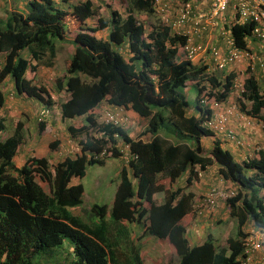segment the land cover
I'll return each instance as SVG.
<instances>
[{"label": "trees", "instance_id": "16d2710c", "mask_svg": "<svg viewBox=\"0 0 264 264\" xmlns=\"http://www.w3.org/2000/svg\"><path fill=\"white\" fill-rule=\"evenodd\" d=\"M102 3L97 6L93 0H83L71 5L69 11L54 0H29L26 13L6 9L0 16V83L4 82L6 88L10 83L13 94L26 95L44 105L54 101L43 84L34 83L37 68L55 64L56 42L74 26L73 54L65 73L55 81V90L68 95L60 104L61 117L84 118L81 126L67 127L73 137L85 135L90 128L107 135H86L80 140L79 154L55 164L46 157L30 156L17 167L13 158L25 141L24 123L12 120L9 134L2 137L7 125L6 118L0 117V264H31L39 252L54 249L64 240L72 247L71 264H116L118 243L102 234L97 222L86 224L72 214L71 209L82 203L83 186L71 184V180L83 177L89 164H103L107 157H118V139L129 145L133 158L128 163L131 176L127 167L120 169L121 182L110 212L113 219L136 221L142 224L144 234L167 239L178 255V264H240L245 258L244 227L248 224L264 235V151L258 150L257 157L236 161L216 140L205 151L201 138L213 132L204 124L210 110L200 105L204 98L226 101L237 79L236 72H216L204 62L186 58L187 35L173 31L156 15L155 0H126L125 16L115 5L106 3L105 17ZM87 19H94L93 25ZM255 26L253 20L230 25L239 48L248 49L247 39ZM107 27V38L97 37V32ZM254 63L260 61L255 59ZM250 67L245 71L248 75L242 77L240 109L261 120L264 127V78L257 79ZM189 82L197 87L193 112L180 90ZM3 86L0 106L6 100ZM103 101L126 112L131 109L147 119L146 126L131 137L122 127L99 124L94 115L102 109ZM37 124L39 136L50 131L44 121ZM57 144L53 140L49 148ZM103 150L105 156L98 157ZM213 164L224 180L233 183L235 194L228 198L227 205L229 215L237 221V235L228 237L225 246L210 239L191 245L181 220L192 209L193 193L176 189L166 193L160 204L152 196L165 191L161 179L172 182L188 172L190 183L198 176L196 166L204 171ZM37 176L48 183L49 193ZM91 210L103 223L107 206L95 204Z\"/></svg>", "mask_w": 264, "mask_h": 264}, {"label": "crops", "instance_id": "0c3cea01", "mask_svg": "<svg viewBox=\"0 0 264 264\" xmlns=\"http://www.w3.org/2000/svg\"><path fill=\"white\" fill-rule=\"evenodd\" d=\"M28 1L29 0H19L22 6L27 5ZM54 1L58 3L60 7L63 8L65 7V9L70 11L71 5L79 3L80 1L83 0H65L64 2H62V0H54ZM184 1H189L192 4V11L189 17H187L181 23H177L180 18V5ZM254 1L264 9V0H254ZM93 2L96 3L97 6L101 4L94 0ZM6 3L7 0H0V16L4 15L5 13L7 7ZM162 4H166L168 6L166 19H162L161 17L163 16L162 12L161 14L159 13V8L161 7ZM234 4L235 2L232 1L229 7L227 8V10H225L222 14H220L218 18H215L218 21L217 24H215L216 26H214L213 25L214 23L211 21V19H209V17L206 16L210 7V0H155V10H156V15L158 17H161V19L164 22L169 24L173 29V31L187 35L190 44H194V45L202 44L203 46L206 47V49L203 52H200L199 55L193 59V62L195 60L197 62H204L205 64H208L209 70H214L216 72L234 71L236 72V77H240L241 80L242 77L241 75H239V72L241 73L243 70L248 68V64H249V62L246 59H241L239 61L237 60L230 61L227 63V65L224 68L221 69L215 65L214 60L212 59V54L210 52V50L215 47L221 51L223 56H225L226 58L228 57L229 45L227 41L228 38L231 37V33H230L231 31L229 27L230 25L237 22L235 20L236 15L234 11ZM12 9L14 8L12 7L11 10ZM27 11L24 10V12L22 13H26ZM122 15L125 16L126 12L125 14ZM87 23L93 25L94 19H87ZM108 31H109L108 27L99 30L97 32V37L106 39L108 35ZM76 32H77L76 29L75 31H71V32L67 31V33H65L64 40H69L70 42L73 41ZM100 34L102 36H100ZM257 40H259V43L255 46L253 42H257ZM260 40L261 39H258L253 34H251V36L247 39V48L255 56V58L253 59H257L260 61V64L254 63L250 67L253 70L252 73L255 75L257 79H259L260 77L264 78V42H261L264 40L261 41ZM126 50L123 49V51ZM73 51H74V44L73 45L67 43H63L62 45L56 44L55 64L54 65L52 64L51 66L41 65L37 68L36 76L34 78V83L43 84L48 89L54 101L53 104L51 105H44L43 103L37 101L36 99L27 97L26 95H19L15 93L13 94L11 92L12 90L10 87V83H7V91L5 92V96H4L6 100L5 103L2 106H0V117L4 116L6 118L5 123L7 125V130H6L7 132L9 131L8 126H11L10 124L12 120L22 121L24 123L23 128L25 130V141L24 144L21 146V150H23V152L21 151L22 152L20 153L21 156L15 155L13 158L14 163L17 167H20L25 162V160L30 156L46 157L49 159L51 163L55 164L56 162L64 159L66 156H75L79 154L81 152L80 140H82L86 135L94 138H102L97 135L96 136L89 135V131H87L85 135L83 134L81 136L79 135L76 137L71 136L70 133L68 132L67 127L69 125H74L75 127L81 126L84 123V118L79 117L76 119L75 118L64 119L61 117L60 104L65 99L68 98V95L62 91L57 92L55 90V81L58 77L62 76L65 73V68L68 65L69 59L73 54ZM24 55H26V53ZM28 77H31L30 72L28 73ZM262 83H264V81ZM0 84H1L0 86H3L4 82H1ZM107 106L109 107L108 104ZM116 108H123V107H116ZM127 112L126 113L130 116V125H128L126 128L123 127L122 128L128 133V129H130L131 124L136 128H138L135 125V121H133L132 118V117L135 118V116L138 115L134 113L131 109H127ZM94 116L96 118V114ZM241 119L243 118L230 117L228 119V126L229 128L236 131L235 132L237 135L236 137L241 135V138L243 139L246 138L245 140L242 139L241 143H236L233 140L226 139L220 134H213L212 136L201 138V144L204 150L209 151L213 147L214 141L216 140L223 149L228 150L232 154L233 158L236 161H244L250 157L252 158L257 157L258 150L264 151L263 123L261 120L252 117L249 123L244 124L243 120ZM37 121H44L43 125L50 130L49 133L51 135V138L48 140L49 143L53 141V139L58 141L57 139H55L57 134L56 132L58 130H64L65 132L64 141H59L56 146L57 148L55 147L54 149H50L48 144V148H45L43 150V153H39L40 147H44V143H42L43 141L42 138L45 135V132H43L40 136L38 135ZM252 122H255V124L253 125ZM146 124L147 122L143 123L141 125V129H143L146 126ZM246 124H248L247 127L245 126ZM116 127H121V126H116ZM94 130L98 131L95 128ZM237 130L239 132H237ZM138 133L136 135H138ZM116 135L117 134H114V137L118 138V136ZM136 135L133 137H136ZM124 145H128V144L124 143L121 139H118V142L116 143V147L120 153L118 157L120 158L122 164L121 167L123 166L127 167V172L129 176H131L130 175L131 170L129 169L128 163L129 160L133 158V155L130 153L128 146L126 152L127 154H129V158L128 160H124L120 151V149L124 147ZM107 146L111 147V144L108 143ZM58 151L59 154L57 153ZM104 151L105 150H103L97 156L101 158L104 157L102 154ZM73 152H76L77 154H74ZM18 160H21L22 162L20 161L17 162ZM197 169L198 167H195V170ZM184 175H185L184 177H178L172 182H170L168 178H164L163 184L165 186V191L156 192L152 196V199L156 204H160L161 202L164 201L166 193H170L172 191H175L176 189L183 190L184 192H189V191L192 192L194 195L192 201V209L186 215H184V217L181 220L182 224L185 226L186 229V233H185L186 238L188 239L191 245L201 244L206 239H210L214 242V244L219 245L218 242L220 240V237L218 238L213 237V229L215 228L216 223H219L223 220H227V218L231 217L229 215V208L227 205V201L220 199L215 209H213L211 212H204L202 214H199L196 211L195 204L198 198L204 195L211 187L224 189L230 186L231 184L233 185V183L224 180L219 175L218 167L215 164L207 167L204 171H199V175L197 177H193L190 180V183L187 182L189 173L186 172ZM73 179L71 180V184H77L73 182ZM135 185H136V180H134L133 183L134 187ZM43 189L49 193V185H48V190H46L44 187ZM83 198H84V189L82 194V202H83ZM104 205L107 206L108 204L104 203ZM112 205L113 202L111 204V207ZM144 205L147 206L149 205V203L145 202ZM91 206L87 207L86 205L84 208L78 206L74 209H71V212L73 215L78 216L83 223L92 224L93 222L95 223L99 222L98 217H95V214L92 212ZM86 210H89L90 213L87 214ZM124 222L126 224L129 223L126 220H124ZM246 226L248 227H244V230L247 233L249 232V225L247 224ZM224 233H227V231ZM137 236H139V234H135L134 236L136 240H137ZM140 236L141 239H143L142 242H150L155 240L154 237L144 234L143 231L140 233ZM227 238L222 239L225 240V244ZM160 240L161 241L166 240L169 246H172L167 239H156L158 243L160 242ZM67 248H69L67 250L71 255L70 257L73 258V254L71 253L72 247L70 246V244L67 246ZM115 250L116 252H119L117 254L118 256L117 255L116 256L118 257V259H121V263H123L125 256L123 255L121 249L119 247H115ZM56 254L57 253L53 255L55 256ZM261 256H264V251L254 253L253 255L254 261H257ZM57 264H64L63 260L60 261L58 260Z\"/></svg>", "mask_w": 264, "mask_h": 264}, {"label": "rangeland", "instance_id": "374dc122", "mask_svg": "<svg viewBox=\"0 0 264 264\" xmlns=\"http://www.w3.org/2000/svg\"><path fill=\"white\" fill-rule=\"evenodd\" d=\"M99 3H102L101 6V12L102 14L107 17L108 13L106 11V3H110L116 6V8L122 13L125 14V6H126V0H94ZM7 7L6 9H11L12 7L18 11L24 12V10H29V4L27 2V5L22 6L19 0H7ZM96 4V3H95ZM143 19L147 21H151L150 18L147 16H142ZM71 31L74 30V26H71ZM100 36H102L100 34ZM73 39V38H72ZM62 41V42H60ZM261 41V40H260ZM264 42V41H261ZM72 44L73 41L69 40H57L56 44ZM259 43V40L257 42H253V44L256 46ZM182 55V54H181ZM197 62L196 60L194 61ZM239 75L243 77L244 75L239 72ZM238 80H240V77H236ZM241 81V80H240ZM2 88V87H1ZM4 91H7V88L3 86ZM186 96L187 100L189 102V110L193 112V106L194 101L197 94V87L190 83L183 86L180 89ZM230 102L231 104H235L237 106L236 114L239 117L241 116L243 119V123L245 124L246 120H250L248 115H246L241 109L239 104V96L236 95L234 92L233 95L230 94ZM102 107L106 106V101H103L101 103ZM239 107V108H238ZM112 108V107H111ZM239 109V110H238ZM97 115V121L101 122L100 112H98ZM133 118V117H132ZM245 119V120H244ZM133 121H135V125L138 127L136 128L131 124L130 129H128V135L135 136L141 129V125L145 122H147L146 118H142L139 116H135L133 118ZM250 122V121H249ZM254 125L255 122H252ZM246 127L248 124L245 125ZM132 127V128H131ZM167 131V128L164 129V132ZM9 132V131H8ZM7 131L2 133V137L7 136L9 134ZM50 131H46L45 135L42 138V143H44V147H40L39 153H43V150L45 148H48V140L51 138V135L49 133ZM162 131L161 134H164ZM236 132V131H235ZM237 132H239L237 130ZM56 138L59 141H64V130H58L56 132ZM59 138V139H58ZM62 140H61V139ZM243 138H241V135L233 139L236 143H241ZM244 138L243 140H245ZM54 140V139H53ZM57 148V147H56ZM23 152V150H21ZM80 151V148H79ZM17 153L18 156H21L20 153ZM59 154V151L57 152ZM74 154H77L76 152H73ZM73 154V155H74ZM22 162L21 160H18L17 162ZM121 161L119 157H107L103 164H89L86 166L85 174L81 178H74V183H80L83 186L84 189V198L83 202L80 205L81 208H84L86 205L87 207H90L92 204H108V212L106 216L104 217L103 223L97 222V228L101 225L102 230L100 231L102 234H106L109 239L115 244L118 243L119 248L121 249L123 255L125 256L124 262L121 263V259H117L116 264H178L179 258L176 254L174 248L172 246H169L168 242L166 240H160L158 243L155 240L150 242H142L143 239H141L140 233L142 232V224L138 223L136 221L129 222L126 224L122 220H114L111 212V204L114 201L115 192L119 186V182L121 179L120 176V169H121ZM16 174V173H15ZM185 175L182 174L180 177H184ZM36 180L43 186L46 190H48V184L37 176ZM161 182H163V179H161ZM134 183V179H133ZM148 206V205H147ZM87 214L90 213L89 210H86ZM95 217H97L95 215ZM237 221L235 218H227V220H223L219 223H216L215 228L213 229V237L218 238L220 237V240L218 242L219 246H225V240L227 237H235L237 234ZM138 230V231H136ZM227 233H224L226 232ZM221 232V233H220ZM135 234H139L137 236V240L135 239ZM69 245V242L67 240H64L63 244L60 246H57L54 249L46 248L39 252L37 255H35L31 259V264H55L57 262V259L63 260L64 264H71V260L73 259L70 257L71 255L67 253V246ZM57 253L55 256L53 254ZM140 257L138 259L137 257Z\"/></svg>", "mask_w": 264, "mask_h": 264}, {"label": "built area", "instance_id": "2783aa9c", "mask_svg": "<svg viewBox=\"0 0 264 264\" xmlns=\"http://www.w3.org/2000/svg\"><path fill=\"white\" fill-rule=\"evenodd\" d=\"M232 1L235 2V20L237 22H244L247 20L255 21L256 26L253 28L252 34L256 37L264 38V9L254 0H210V7L206 16L209 17V19H211V21L214 23L211 24L216 26L215 24H217L218 21L215 18H218L220 14L227 10ZM167 11L168 6L166 4H162L159 8V13H163V16H161L162 19H166ZM191 11L192 4L189 1H184L180 5V18L177 23H181L183 20L189 17ZM227 42L229 45L227 58L222 55L219 49H212L213 60L218 68L222 69L227 65L228 62L236 60L238 61L242 57H245L246 59L255 58V56L248 50H242L237 47L232 37L228 38ZM184 49L186 51V58L193 60L199 55L200 52H203L206 47L202 44H190L188 40ZM242 83V81L235 79L231 95H233L234 92L237 96L240 95V91L243 88ZM202 102L205 105L209 104V108L212 110L210 115L204 121L205 126L216 134H220L226 139L233 140L236 136V133L233 129L228 127L227 122L230 117L237 116L235 110L237 109V106L235 104H231L230 98L224 102H219L214 98H204ZM239 117L242 118L241 116ZM249 121L250 120H246L245 123H249ZM101 123L127 127L130 124V116L125 112L124 108H106L101 112ZM89 135L106 137L102 130L95 131L93 128L89 129ZM127 149L128 145H124V147L120 149L124 160H128L129 158V154L126 152ZM234 194L235 192L232 187L224 189L211 187L204 195L198 198L195 204V209L199 214L211 212L213 209H215L220 199L227 201L228 198L234 196ZM263 246L264 241L261 239L259 234H251L246 237L243 240V251L245 253V258L241 260L240 264H264V256H261L257 261H254L253 259L254 253L264 250Z\"/></svg>", "mask_w": 264, "mask_h": 264}, {"label": "clouds", "instance_id": "9594fccd", "mask_svg": "<svg viewBox=\"0 0 264 264\" xmlns=\"http://www.w3.org/2000/svg\"><path fill=\"white\" fill-rule=\"evenodd\" d=\"M67 31L68 30H66V33H67ZM70 32H71V30H70ZM251 34H252V32H251ZM231 37H232V35H231ZM234 40V39H233ZM235 43V42H234ZM236 45V44H235ZM237 46V45H236ZM238 47V46H237ZM241 49V48H240ZM242 50H248L249 52H251L249 49H242ZM241 59H246L245 57H242ZM240 59V60H241ZM248 62H249V64H248V68H246L245 70H243L241 73L244 75V77H246L247 75H246V73H245V71L247 70V69H249V66H252V64H254V62H255V59H246ZM239 61V60H238ZM247 72V71H246ZM241 81H242V79H241ZM228 99V98H227ZM203 100V99H202ZM202 100H201V104L200 105H202V107L203 108H207V109H209L210 110V113L212 112V110L209 108V104H203V102H202ZM106 108H111V106L109 105V107L107 106V107H102V109L100 110V117H99V119H101V112L104 110V109H106ZM114 108H116L115 106H112V108L111 109H114ZM125 110V109H124ZM41 115H42V113H41ZM234 117V116H233ZM249 118H252V117H250L249 116ZM251 121V120H250ZM98 123L99 124H103V123H101L100 121H98ZM227 124H228V122H227ZM130 125V124H129ZM229 127V126H228ZM123 128H126V127H123ZM212 131V130H211ZM213 132V131H212ZM9 133V132H8ZM213 134H216L215 132H213ZM8 135V134H7ZM237 136V135H236ZM129 146V145H128ZM105 153H106V151H104V153H103V156H105ZM258 156V155H257ZM196 167H198V166H196ZM197 171H198V175H199V168L197 169ZM233 185L231 184L230 186H228V187H232ZM228 187H226V188H228ZM233 189V188H232ZM146 206V205H145ZM251 234H253V235H256V234H259L260 236H261V239L264 241V235L262 234V233H260L257 229H255L254 227L253 228H249V232H247V235L245 236V237H243L242 238V245H243V240L246 238V237H248L249 235H251ZM243 248V247H242ZM262 251H264V250H262Z\"/></svg>", "mask_w": 264, "mask_h": 264}]
</instances>
